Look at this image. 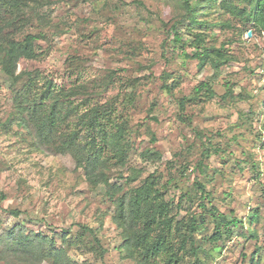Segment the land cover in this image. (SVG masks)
<instances>
[{
	"label": "rangeland",
	"instance_id": "374dc122",
	"mask_svg": "<svg viewBox=\"0 0 264 264\" xmlns=\"http://www.w3.org/2000/svg\"><path fill=\"white\" fill-rule=\"evenodd\" d=\"M24 1L29 22L17 37L36 36L39 55L21 60L18 73L32 72L39 84L47 79L58 90L82 85L87 92L73 97L75 104L90 95L93 102L121 101L134 91V103L125 111L120 107L129 120L132 150L125 166L111 160L102 168L109 183L128 190L156 176L177 221L198 211L197 183H203L220 213L242 223L217 244L209 240L214 226L200 231L194 264L196 259L200 264H264V36L219 6L202 16L209 24L194 31L210 36L203 47L211 53L224 47L232 58L215 77L209 63L201 68L198 59L188 58L193 48L176 43L177 18L166 0ZM187 25L177 30L190 43ZM113 71V86L105 88ZM167 74L172 76L168 84L178 82L172 94L163 88ZM127 79L137 80V88H128ZM27 81L26 76L14 82L0 68V236L20 226L53 237L70 264H139L114 221L117 207L107 187H93L72 155L32 146L42 145V138L26 115L24 126L19 123L13 99ZM203 81H214L216 97L190 102L182 112L179 99L191 97ZM226 82L234 96L224 99ZM74 121L68 120L63 131L73 130ZM60 142V136L53 137L51 145ZM144 151L157 156L147 158ZM201 161L205 173L197 170ZM163 263L158 258L149 264ZM0 264L20 263L0 259Z\"/></svg>",
	"mask_w": 264,
	"mask_h": 264
},
{
	"label": "trees",
	"instance_id": "16d2710c",
	"mask_svg": "<svg viewBox=\"0 0 264 264\" xmlns=\"http://www.w3.org/2000/svg\"><path fill=\"white\" fill-rule=\"evenodd\" d=\"M244 8H240L231 0H166L176 14V23L173 25L175 41L182 48L194 49V54L188 58L198 59L200 67L208 63L214 69L215 77L224 64L232 59L223 52L224 47L213 48L212 53L203 47L208 36L205 32L194 31L209 24L208 20H202V16H208L213 8L223 9L231 16L250 23L264 36V0H237ZM24 0H0V68L12 81L18 82L28 77L21 91H15L14 102L20 116V124L33 123L42 138V145H32L38 151L49 153L70 154L76 160L78 168L84 170L88 181L93 187L105 185L108 196L117 207L114 221L122 230L126 247L135 256L139 264H149L151 259L162 258L163 264H194L192 257H197L201 249L197 235L200 231L209 232V240L217 244L225 239H230L233 229L241 225L237 218L221 214L212 203V195L207 192L206 185L197 183L200 194L196 212H191L188 220L177 221L175 216H170L172 207L166 201L156 176H149L142 185L125 190V185H111L102 171L111 160L115 164L125 166L132 145L130 143L129 120L124 111L134 103V91L125 93L120 101L118 97L105 103L90 101L93 96H87L83 101L75 104L72 98L87 92L82 85L66 91L56 89L50 80H45L43 85L37 82L32 72L18 73L21 60H34L38 58L35 42L37 37L27 35L22 40L17 34L22 27L29 22ZM39 8H37L38 10ZM41 18V14H37ZM182 23L188 24L191 42L183 41V35L177 30ZM223 26H231L228 21L221 23ZM212 80H214V78ZM116 73L111 72L104 82L105 88L112 85ZM170 74L165 75L163 88L168 93H173L176 84H168ZM122 81V80H121ZM128 88H137V80H124ZM108 84V85H107ZM224 99L234 96L230 82L225 83ZM101 97V93L99 94ZM216 97L214 81L200 82L192 92L191 97L179 99V107L184 112L190 102L197 104L200 101H211ZM123 107L124 111L120 110ZM74 118V129L63 131V125ZM60 136V145H51L54 138ZM147 158H154L157 154L150 151L142 153ZM205 155H211L210 149H206ZM197 170L204 171L203 162H199ZM121 178H124L123 176ZM135 178H127L128 183ZM167 188V187H166ZM210 205V208H208ZM18 215L15 212V216ZM257 217L252 216L255 220ZM1 223V221H0ZM135 227V229H133ZM83 230H89L81 225ZM139 229V231H137ZM66 235L69 231L64 232ZM68 257L66 251L58 248L56 240L41 232L26 231L24 227H14L0 236V259H11L20 264H42L52 261L53 264H70L64 261ZM185 262V263H184ZM195 264H200L196 259ZM252 264H260L252 262Z\"/></svg>",
	"mask_w": 264,
	"mask_h": 264
},
{
	"label": "water",
	"instance_id": "95a60500",
	"mask_svg": "<svg viewBox=\"0 0 264 264\" xmlns=\"http://www.w3.org/2000/svg\"><path fill=\"white\" fill-rule=\"evenodd\" d=\"M249 36H251V32L249 33Z\"/></svg>",
	"mask_w": 264,
	"mask_h": 264
}]
</instances>
